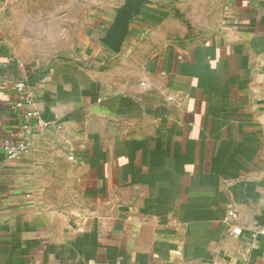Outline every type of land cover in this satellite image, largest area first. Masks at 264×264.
Segmentation results:
<instances>
[{
    "label": "crops",
    "instance_id": "1",
    "mask_svg": "<svg viewBox=\"0 0 264 264\" xmlns=\"http://www.w3.org/2000/svg\"><path fill=\"white\" fill-rule=\"evenodd\" d=\"M125 1L0 0V264H264V0Z\"/></svg>",
    "mask_w": 264,
    "mask_h": 264
},
{
    "label": "built area",
    "instance_id": "2",
    "mask_svg": "<svg viewBox=\"0 0 264 264\" xmlns=\"http://www.w3.org/2000/svg\"><path fill=\"white\" fill-rule=\"evenodd\" d=\"M14 89L18 94L21 95L22 101L16 105V108H22L24 104L31 105L33 102V96L25 89V84L22 81L16 82L14 84ZM36 128L37 130H47L49 128H56L61 130L59 126L54 127V123L42 121L39 117V113L35 110L24 111L22 116V124L20 125V130L30 133V130ZM3 148L8 161H16L22 157L29 156L30 148L29 144L22 139L19 142H14L11 139H5L3 142ZM237 219V214L235 211L228 206L227 216L224 218V223H230V233L239 235L242 233V229L232 224Z\"/></svg>",
    "mask_w": 264,
    "mask_h": 264
},
{
    "label": "water",
    "instance_id": "3",
    "mask_svg": "<svg viewBox=\"0 0 264 264\" xmlns=\"http://www.w3.org/2000/svg\"><path fill=\"white\" fill-rule=\"evenodd\" d=\"M147 0H126L116 11V16L110 28L102 40L104 46L113 52H117L122 38L126 34L127 26L132 17L139 11Z\"/></svg>",
    "mask_w": 264,
    "mask_h": 264
}]
</instances>
